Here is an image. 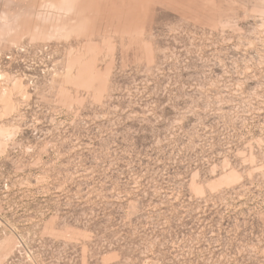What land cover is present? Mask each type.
<instances>
[{
  "label": "rangeland",
  "instance_id": "374dc122",
  "mask_svg": "<svg viewBox=\"0 0 264 264\" xmlns=\"http://www.w3.org/2000/svg\"><path fill=\"white\" fill-rule=\"evenodd\" d=\"M0 264H264V0H0Z\"/></svg>",
  "mask_w": 264,
  "mask_h": 264
}]
</instances>
